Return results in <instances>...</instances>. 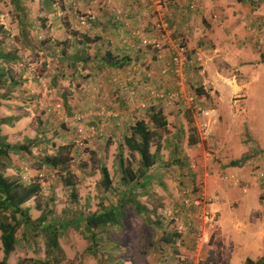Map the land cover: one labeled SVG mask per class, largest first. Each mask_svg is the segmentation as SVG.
<instances>
[{"label":"rangeland","instance_id":"374dc122","mask_svg":"<svg viewBox=\"0 0 264 264\" xmlns=\"http://www.w3.org/2000/svg\"><path fill=\"white\" fill-rule=\"evenodd\" d=\"M19 3L20 11L11 0H0V49L14 57L4 63L7 86L0 89V120L14 121L1 125L0 134L12 146L41 138L31 156L11 153V168L4 170L8 179L39 183L38 196L23 206L32 220L41 212L50 217L51 210L59 222L73 221L99 211L106 199L114 202L115 191H99L100 167L122 189L119 155L132 169L138 162L122 149L123 137L137 120H148L151 107L162 109L167 120L151 147V152L158 148L151 177L136 190L147 214L139 216L126 206L123 228L109 231L97 255L85 252L89 242L83 228H64L63 255L46 259L51 264H215L221 215L243 220L253 203L264 205V150L258 143V135L264 137V0L254 10L236 0ZM87 17L94 20L81 24ZM103 37L115 53L127 46L125 52L142 60L130 63L126 72H96L92 58L108 50L102 44L96 48ZM154 39L160 43L158 50L146 45ZM175 44L184 46L189 57L201 55V62L188 64L182 83L183 95H193L197 109L216 110L206 140L199 138L196 111L184 99L164 106L155 96L181 88L180 79L161 74L168 62L157 70L152 60L154 54L169 55L170 62ZM83 48L89 65L79 63V76L73 78L69 59ZM243 66L246 70L240 71ZM243 85L252 91L248 101ZM235 87L241 89L234 92ZM62 145L70 147L67 170L73 189L64 185V173L37 166V159L53 155ZM146 216L154 224L146 225ZM166 232L178 236L176 252L162 242Z\"/></svg>","mask_w":264,"mask_h":264},{"label":"trees","instance_id":"16d2710c","mask_svg":"<svg viewBox=\"0 0 264 264\" xmlns=\"http://www.w3.org/2000/svg\"><path fill=\"white\" fill-rule=\"evenodd\" d=\"M17 6L18 11L21 10L20 0H11ZM237 3L244 6H249L252 10L259 7L263 0H236ZM24 28V23H21ZM22 34L24 32L22 31ZM88 40L87 37H84ZM82 43H86L85 41ZM14 57L9 52H4L0 49V89L7 86L6 74L7 70L4 63L12 61ZM81 63L84 67L89 65V58L85 55V48L78 56L69 59L68 67L73 68L70 74L73 78H77L79 73L76 72L77 65ZM130 59L127 56L116 58L108 49L102 57L94 56L92 58V68L96 72L104 69H123L130 65ZM260 63L264 64V56L261 57ZM198 95L202 94L198 90ZM3 96L0 95V100ZM1 107V102H0ZM148 120H137L130 128L129 133L123 137L122 149L125 148L129 154L138 158L137 168L132 169L129 166H124L122 156L119 155V171H120V185L123 187L119 190L118 186L114 187L113 179L105 166L100 167L101 185L99 191L102 193L111 194L114 192V202L106 201V205H101L100 210L76 220H64L60 222L54 218L52 211L50 217L46 213L41 212L36 220H31L28 216V209L23 206L29 200L38 196L41 190L39 183L29 182L20 183L15 180L5 177L4 170L11 168V161L9 155L11 153L32 155L31 148L42 144L41 138H35L32 141H26L25 145L12 146L6 142V137L0 134V242L2 245L3 258L0 264H8L7 259L9 254L15 249L17 245V233L28 224L35 225V228L41 229V235L45 246V255L47 258L62 256V249L59 245V238L62 229L74 227L77 231L81 228L84 230V238L89 242L85 249L86 253L97 255L98 249L101 248L105 242L107 234L112 228L121 230L123 228L122 219L125 217L126 206H132L137 215H146L147 211L141 206L137 200L136 190L144 188L148 179L151 177V170L155 167L158 160V148L151 152L153 140L157 138L158 132L163 131L167 127V120L163 114L162 109L149 108L147 112ZM11 118H4L0 120L1 125H11ZM197 141H190L191 145H195ZM121 150V149H120ZM70 147L62 145L56 148L53 155H45L39 159L38 169H51L64 173V185L66 187L74 188L72 183V174L67 170L69 162ZM67 174V175H66ZM146 225H152L149 217H145ZM178 236L169 232L164 233L162 241L175 247L176 238ZM46 259L40 264H51L53 261ZM111 261V260H110ZM58 262V261H57ZM111 263V262H109ZM102 264V263H100ZM199 264H211L208 261L199 262ZM244 264H264V260L252 261L246 259Z\"/></svg>","mask_w":264,"mask_h":264},{"label":"crops","instance_id":"0c3cea01","mask_svg":"<svg viewBox=\"0 0 264 264\" xmlns=\"http://www.w3.org/2000/svg\"><path fill=\"white\" fill-rule=\"evenodd\" d=\"M131 27L133 23H130ZM129 26V27H130ZM109 39L103 37L102 40H98V45H104L107 47L116 58H122L124 56L129 57L130 62L138 63L142 60V57L137 55H132L130 52H125L129 48L125 46L126 50L119 49L115 53V50L109 48ZM121 50V51H120ZM102 57V56H100ZM153 67H157V70L165 64L169 63V55H153ZM124 67L123 69H106L102 72V75L112 74L116 72H126L131 69ZM246 70L243 66L240 71ZM125 79V78H124ZM127 80V79H125ZM123 80V81H125ZM231 83V82H230ZM120 86V85H118ZM245 88L246 101L251 97V89L248 85L241 86ZM241 88L235 87L234 92H238ZM253 104V103H246ZM258 141L260 147L264 150V137L258 135ZM158 146V145H157ZM15 181L20 183H25L21 180L15 179ZM252 202V200L250 201ZM28 216L30 214L28 212ZM40 216V215H39ZM31 218V217H30ZM32 220V219H31ZM36 220V219H35ZM34 221V220H33ZM218 235L214 242V259L215 264H244L246 259H251L252 261H258L260 259L264 260V205L260 204L258 201L249 206V212L246 214L245 219L239 218L237 215L230 213H223L217 222ZM41 229L35 228L34 225L28 224V226L23 227L17 233V245L15 249L9 254L7 263L8 264H40L42 259H46L44 241L41 235ZM162 240V239H161ZM163 242V241H162ZM164 243V242H163ZM59 245L62 249L60 238ZM171 247L169 245V252H176L177 245ZM168 247V246H167ZM166 250V247L163 248ZM175 250V251H174ZM43 252V253H42ZM224 254V255H223ZM141 256V255H140ZM3 258L2 245L0 242V261ZM145 259V258H144ZM146 260V259H145ZM54 262V261H53ZM126 262L124 261V264ZM147 262L139 261L137 264H146ZM147 264H154L148 262ZM155 264H160L159 262Z\"/></svg>","mask_w":264,"mask_h":264},{"label":"built area","instance_id":"2783aa9c","mask_svg":"<svg viewBox=\"0 0 264 264\" xmlns=\"http://www.w3.org/2000/svg\"><path fill=\"white\" fill-rule=\"evenodd\" d=\"M116 14H121L119 11H115ZM94 20V17H87L86 19L81 20V24L86 23L88 21L92 22ZM163 30L165 31V27H162ZM144 43L146 42L145 40L143 41ZM160 43L157 42L156 39L153 41H147L146 45L149 46L152 50H158ZM172 57L170 62L167 64L166 67L163 68L161 71L162 75L165 74H171L178 80H181L180 85L178 84L179 91L177 93H156L155 96L159 99H161L163 102L162 103L164 106H169L171 101H175V99H184L183 102L184 104H188L189 107L193 110L195 109V113L197 114V131L199 138L201 140H206L210 136L211 132V127L212 125L216 122L217 120V113L216 110L214 109H201L195 106L196 101L194 99L193 95H183V79L185 78V71L186 68L188 67V64L190 62L193 63H198L201 62V55L200 53H194L191 57H189L187 50L182 46L181 44H175L172 48ZM78 120L80 119L79 117L77 118Z\"/></svg>","mask_w":264,"mask_h":264}]
</instances>
